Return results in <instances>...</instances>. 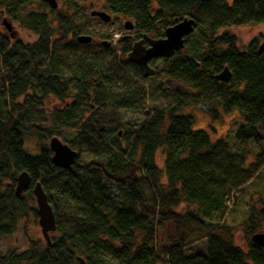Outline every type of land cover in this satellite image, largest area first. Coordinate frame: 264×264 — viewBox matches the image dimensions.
Here are the masks:
<instances>
[{"label": "trees", "instance_id": "16d2710c", "mask_svg": "<svg viewBox=\"0 0 264 264\" xmlns=\"http://www.w3.org/2000/svg\"><path fill=\"white\" fill-rule=\"evenodd\" d=\"M82 1L59 0L61 7L50 9L39 0H0V14L34 37L23 43L0 33V237L12 235L28 213L36 217V181L52 207L57 234L49 247L28 240L25 249L0 254V264H264V249L250 241L264 225V204L242 223L245 250L234 245L224 224L234 197L264 165V51L257 55L256 39L240 50L233 36L216 32L264 26V0H105L110 13L151 38L184 17L194 20V30L206 28L199 59L179 52L161 59L164 76L183 90L159 86L168 101L160 106H148V77L125 59L128 44L120 41V57L101 43L75 41L84 21L77 6ZM224 66L231 78L219 82L214 76ZM48 97L71 103L46 113ZM200 103L214 121L237 112V152L193 130L183 109ZM122 111L144 118L120 137L108 124L120 126ZM70 134L62 143L92 160L56 168L43 142ZM24 137L37 140L38 155L24 152ZM249 143L258 147L252 161ZM22 171L30 183L17 196L15 178ZM59 176L75 180L76 191L48 193ZM180 205L184 211H176ZM193 235L206 239L205 253L186 257Z\"/></svg>", "mask_w": 264, "mask_h": 264}, {"label": "rangeland", "instance_id": "374dc122", "mask_svg": "<svg viewBox=\"0 0 264 264\" xmlns=\"http://www.w3.org/2000/svg\"><path fill=\"white\" fill-rule=\"evenodd\" d=\"M57 1V7H61L59 0ZM230 3L231 0H227ZM77 6L84 16V21L80 23V29L77 35H86L91 38L93 43L108 42L111 43V48L116 51L117 55L122 56L120 45V37L124 33H128L123 28V23L127 21L120 16H115L110 13L105 4V0H83L77 3ZM90 11H104L110 15L109 23H103L95 18L89 16ZM6 19L14 32L13 40H19L23 43L32 41L34 37L23 30L14 22L11 18H8L0 14V33H2L7 38H10L9 32L6 31L2 21ZM130 21V20H129ZM131 22V21H130ZM206 30L205 27H201V30H194L190 34L185 42L184 47L180 50L181 55H191L196 59L203 53L206 43L203 36V31ZM217 34H229L233 36L236 41V46L240 50H244L245 47L254 39H256V49L264 42V26H248V27H228L216 31ZM163 32L161 31V34ZM126 56V55H125ZM150 67L154 71V75L147 78L144 87L146 88V98L148 101V106L154 105V103L159 106L167 104V100L160 96L157 88L159 86L162 89L178 88L183 90V88L175 83L168 82L167 87L164 86L165 81L168 79L164 76L162 72L163 63L160 60L153 61ZM115 95H119L120 91H114ZM117 97V96H115ZM69 103L71 99H66L63 102H59L53 97H48L43 103V110L46 113H50L54 109H63ZM184 113L190 114L193 119V130H204L208 133L211 141L216 139H222L227 142L229 149L232 152L238 151V144L233 139V133L235 129L240 124V117L237 112H231L226 115L222 114L215 121L210 118L207 114V106L204 103H200L197 106H187L183 109ZM219 111V108L217 107ZM220 112V111H219ZM120 121V126L116 123L108 124V127L112 129H117L119 131V136L121 137L127 131L138 128L140 122L143 120L144 116L136 111H122L118 114ZM61 142L65 143L72 138V134L57 137ZM43 144L48 145V141H44ZM39 143L35 139H28L24 137L23 148L24 152L34 157L38 155ZM248 151L250 152L249 160H253V156L257 154L258 147L252 143L248 145ZM92 160V156L85 151H82L77 157L76 162L79 165H83ZM159 164V162H158ZM162 182L164 180L162 179ZM75 180H72L68 176H59L52 180L49 184L47 192L63 195H67L76 191ZM111 198L115 202L117 200L118 193L115 190L110 191ZM261 204H264V165L261 168L258 176L254 178L245 188H243L234 197L233 206L229 208V212L225 216L224 224L230 227V232L232 234V240L234 245L238 246L242 250L246 249L245 240L242 234V223L247 218L248 213L252 208L257 209ZM183 205L176 208V211H184ZM32 209L35 211V203L32 205ZM36 214V213H35ZM259 233H264V225L257 230ZM56 233H51L50 238L56 237ZM38 241L40 247H45V242L41 237L40 229L37 224V217H34L32 213H28L24 221H21L16 229V231L8 237H0V254H5L11 250H23L26 247L27 241ZM206 249V239L197 235H193L187 242L184 248V255L186 257L193 256L198 253H205Z\"/></svg>", "mask_w": 264, "mask_h": 264}, {"label": "water", "instance_id": "95a60500", "mask_svg": "<svg viewBox=\"0 0 264 264\" xmlns=\"http://www.w3.org/2000/svg\"><path fill=\"white\" fill-rule=\"evenodd\" d=\"M46 4L50 9L57 8L56 0H39ZM196 2H209L211 0H193ZM89 16L96 18L103 23H109L110 15L103 11H90ZM6 31L9 32L10 38L14 37V32L10 23L4 19L2 21ZM196 23L193 19L184 17L180 20L175 19L164 32L163 37L159 39H149V47L144 48L141 41L132 44L130 51L127 54V60L138 66L143 71L144 77L153 75V70L149 67L148 62L154 58L169 59L176 52H179L184 47L185 38L193 33ZM132 23L127 20L123 23V28L126 31L131 30ZM144 37V36H143ZM75 41L79 44L91 43V38L86 35H77ZM104 43V42H103ZM108 46V44H106ZM264 51V42L257 49V55H261ZM215 80L219 82H228L231 78V72L227 66H224L215 76ZM48 150L51 153V164L59 169L69 170L72 164L77 159L76 151L72 150L66 144H63L58 138L52 137L48 141ZM30 177L27 172H20L15 178L14 193L19 196L29 185ZM31 194L36 206L37 224L40 229L41 237L47 247L51 244L50 234L55 232V218L52 207L48 202L47 195L39 181H36L31 186ZM250 241L259 248L264 249V233H255L250 237Z\"/></svg>", "mask_w": 264, "mask_h": 264}, {"label": "flooded vegetation", "instance_id": "af4514ba", "mask_svg": "<svg viewBox=\"0 0 264 264\" xmlns=\"http://www.w3.org/2000/svg\"><path fill=\"white\" fill-rule=\"evenodd\" d=\"M104 12V11H103ZM95 18V17H94ZM96 19V18H95ZM132 23V22H131ZM133 27L131 30L129 31H126L128 33H124L123 35H121L120 37V41L122 42V44H128L131 48L132 44L135 43V42H138V41H141V45L144 47V48H147L149 47V39H159V38H162V37H159V38H151L149 37L146 33L142 32V31H136L135 30V27H134V24L132 23ZM164 32V31H163ZM144 36V37H143ZM92 42V41H91ZM185 42V41H184ZM101 44L103 45H106L108 44V46L106 45V47H111V43H108V42H101ZM120 44V45H122ZM130 51V50H129ZM180 52V51H179ZM177 53V52H176ZM128 54V53H127ZM127 56V55H126ZM125 56V59H127V57ZM162 58H154V59H151L149 62H148V65L150 67L151 63L153 61H157V60H160L161 61ZM138 67V66H137ZM139 68V67H138ZM151 68V67H150ZM152 69V68H151ZM141 70V69H140ZM153 70V69H152ZM142 74H143V71L141 70ZM153 75H154V71H153ZM152 75V76H153ZM151 77V76H150ZM147 78V77H146ZM172 81L171 79H167L165 81V86L167 87L168 85V82ZM174 82V81H172ZM170 90H172L171 88H169Z\"/></svg>", "mask_w": 264, "mask_h": 264}]
</instances>
